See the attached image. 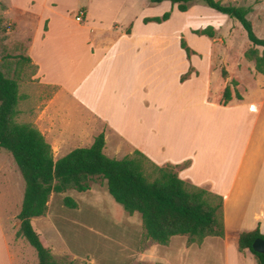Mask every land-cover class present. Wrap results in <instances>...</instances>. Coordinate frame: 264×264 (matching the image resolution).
<instances>
[{"label":"crops","instance_id":"1","mask_svg":"<svg viewBox=\"0 0 264 264\" xmlns=\"http://www.w3.org/2000/svg\"><path fill=\"white\" fill-rule=\"evenodd\" d=\"M131 1L91 0L89 10H79L83 13V20L77 22L76 16L74 22L78 30L91 31L87 38L77 32L74 35L68 32L71 35L66 36L65 31H69L66 24L43 18L39 37L32 39L26 50L28 57H25L37 65L39 82L29 87L27 93L21 92L19 84L15 121L40 131L52 147L56 160L77 148L91 147L95 139L104 134L103 153L111 159L121 160L134 150L159 166H176L190 161L189 167L178 171L179 177L198 187L210 186L228 205L250 144V111L244 101H236L233 95L227 106L221 105L225 89L223 82L212 98L211 70L205 75L201 68L200 76L194 75L189 81L180 83L184 69L175 77L173 87L165 55L142 51L150 39H155L154 32L150 35L144 29L155 23L145 24L138 16L131 18L124 14ZM114 5L123 7L116 9ZM9 6L12 8L10 3ZM109 13L114 15L113 18L123 15L128 22L121 25L113 21L105 28L102 19H106ZM195 60L193 56L191 63L197 66ZM206 108L214 112H207L209 119L227 121L230 114L237 120L231 117L236 122L221 130L212 121L204 123ZM229 127L233 132L232 149L224 150L222 154L218 150L219 141L223 139L219 131L226 132ZM218 155H221L219 169H223L212 172L209 166ZM1 175L10 183L20 182V196L17 213H8L4 219L0 216V264H29V256L35 259V253L26 240L17 238L18 215L26 185L12 154L0 148ZM106 190L104 181L81 193L85 205L83 216L82 205L77 199L79 192L70 190L51 196L47 214L34 218L33 224L46 238L54 255L69 254L65 251L57 254L54 244L58 241L56 237L64 238L60 214L64 212L65 198L72 197L78 204L72 214L81 216V221H88L84 227L90 233L106 239L98 225L109 222L119 225L120 235L131 239L128 251L133 264H203L202 255L208 249L220 250L219 253L224 255L223 264H230L226 218L224 239L209 237L201 245H189L187 237L176 236L167 246L146 240L144 247L141 215L126 213ZM87 213L93 215L95 226L87 219ZM239 220L245 224L243 219ZM252 225L247 232L256 229ZM237 252V264H258L249 250L240 252L238 249ZM87 258L91 260L90 264H98L89 256Z\"/></svg>","mask_w":264,"mask_h":264},{"label":"rangeland","instance_id":"2","mask_svg":"<svg viewBox=\"0 0 264 264\" xmlns=\"http://www.w3.org/2000/svg\"><path fill=\"white\" fill-rule=\"evenodd\" d=\"M217 1H220L223 5L250 9L248 19L252 22L256 35L264 39V0ZM8 2L12 8H10ZM90 2L91 0H0V56L2 70L8 77L16 79L19 82L21 92L27 93L29 87L39 82L37 79V65L32 61H25L24 59L28 57L26 50L29 49L32 39L39 37L43 18L45 20L48 18L54 21L59 20L63 24H66L69 30L65 31L66 36L72 33L74 35L77 32L82 37L87 38L91 31L87 29L78 30L74 19L79 10H89ZM122 7V5H114L116 9ZM169 11L171 12L170 20L162 24H151L147 29H144L146 32H150V35L154 32L152 36H155V39H150L142 51L148 50V53L155 52L156 54L161 52L165 55L170 69L169 81L173 87L175 77L184 69L186 71L180 76V83L189 81L194 75L200 76L201 68L205 75L206 71L208 73L211 70L212 98L217 95V91L223 82L225 88L228 85L231 87L235 100L238 102L244 101L243 104L250 111V144L241 176L233 190V197L229 204H225L223 197L220 200L223 204L222 216L224 222L226 218L228 228L230 264H237L239 262L237 260V257L239 259V255L237 254L238 234L249 231L252 223L253 228L260 226V230L264 234V75L258 74L254 63L245 58V52L253 46L248 41L247 34L239 22L211 10L201 2H195L188 12L181 13L176 6L172 7L170 3L151 4L149 0H132L131 4L124 11V14L126 13L131 18L138 16L137 18H140L143 22L145 18L161 17ZM110 14L106 19H102L103 27L105 28L110 27L113 21H117L121 25L128 22L123 15H121V18H113L114 15ZM209 26L213 27L216 33L213 39L206 36H198L194 33L196 30H203ZM68 32L71 34H68ZM182 38L185 39L193 52L190 58L186 57L185 50L181 48ZM167 42L168 44H166ZM260 52H262V49H260ZM193 56L197 59L195 60L197 66L191 63ZM223 71L227 72V78L223 77ZM187 73H190L189 78L181 82V78ZM232 81H236V85H233ZM236 92L240 94L242 100L237 99ZM222 101L223 99L220 102L221 105ZM205 110L204 123L212 121L221 130L227 124L232 125L237 120L236 117L230 114L227 115L229 123L224 119H209L207 112H214L208 108ZM231 117H234L236 120L234 121ZM235 125L237 127V124ZM231 130L232 127H229L223 133L219 131L220 135H223V139L219 141L218 148L222 154L225 153L224 150L232 149L231 135H233V132L231 133ZM133 151L127 157H135L136 151ZM220 156L218 155L212 160V164L209 166L212 172H217V170L222 171L223 168L219 169L220 166H218L219 162H221ZM168 165L157 166L164 167ZM144 166L149 176H156L154 172L156 164L152 163L149 159H144ZM169 166L175 172L184 169H178L174 165ZM190 186L194 187L195 185L190 183ZM198 188L215 194L210 186ZM79 194L77 199L82 205L81 215L83 216L85 212L84 197L81 193ZM19 196L20 182L18 181L16 184L10 183L4 175H1V219H4L8 213L9 215L17 213ZM57 197L61 196L57 195ZM63 209L64 212L60 214V224L64 227L62 232L65 241L64 238L60 240L56 237L58 241H55L54 246L57 254L58 252L65 251L70 255L65 253L54 255L61 264H90L91 260L87 258L88 256L98 264H133V259L130 258L131 253L128 251L131 248V245H129V240L131 239H126L120 235L121 230H119V225L116 222L98 225L102 234L106 235L104 237L106 239H103V237L97 234L90 233L86 228L88 221H85V223L80 220L81 216L72 214L75 213L73 209L67 208L64 205ZM87 219L93 225L95 224L93 222V215L87 213ZM239 219H243L245 224L240 223ZM27 245L35 253L37 261L33 257L31 259V256H29V264H38L36 251L29 244ZM146 245V241H144L143 246L145 247ZM219 251L206 250L202 255L203 264H223L224 255H221ZM199 260L198 257V262Z\"/></svg>","mask_w":264,"mask_h":264},{"label":"trees","instance_id":"3","mask_svg":"<svg viewBox=\"0 0 264 264\" xmlns=\"http://www.w3.org/2000/svg\"><path fill=\"white\" fill-rule=\"evenodd\" d=\"M151 4L170 3L181 13L189 11L195 2H201L211 10L235 19L247 34L252 48L245 52V58L254 63L258 74L264 75V39L259 38L252 22L248 19L250 9L223 5L217 0H149ZM171 18V12L161 17L145 18L144 23L162 24ZM198 36L215 38L213 27L196 30ZM181 48L187 57L193 54L184 38ZM262 49V52H260ZM30 61V58H25ZM227 78V72L222 73ZM190 73L181 78L187 80ZM236 85V81H232ZM19 83L8 77L2 70L0 56V148L10 152L25 181L22 209L18 215L20 228L17 238L26 240L36 251L38 264H61L52 253L46 238L37 230L33 219L47 214L48 202L53 194L70 190L84 193L94 184H107V190L114 201L126 213L141 215L146 240L167 246L176 236L187 237L188 244L201 245L206 238L226 236L222 216V197L205 189L191 187L182 180L178 172L168 166H155V177L146 173L141 152L135 157L121 160L111 159L104 153L106 144L104 134H100L89 148H77L62 159L56 160L52 147L43 134L31 125L18 124L16 106L19 100ZM237 99L242 97L236 92ZM231 87L223 93L222 105L232 100ZM190 161L175 167L187 168ZM182 166V167H181ZM153 178V180H151ZM67 208L77 209L78 204L70 197L65 198ZM263 239L260 226L250 232H243L238 238L240 252L249 250L258 264H264V254L253 249L255 240ZM74 264V263H70Z\"/></svg>","mask_w":264,"mask_h":264},{"label":"water","instance_id":"4","mask_svg":"<svg viewBox=\"0 0 264 264\" xmlns=\"http://www.w3.org/2000/svg\"><path fill=\"white\" fill-rule=\"evenodd\" d=\"M253 249L257 253L264 254V240L263 239L255 240L253 244Z\"/></svg>","mask_w":264,"mask_h":264},{"label":"built area","instance_id":"5","mask_svg":"<svg viewBox=\"0 0 264 264\" xmlns=\"http://www.w3.org/2000/svg\"><path fill=\"white\" fill-rule=\"evenodd\" d=\"M82 20H83V13L81 12V13H79V14L77 15V17H76V21H77V22H82Z\"/></svg>","mask_w":264,"mask_h":264}]
</instances>
